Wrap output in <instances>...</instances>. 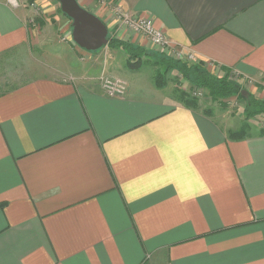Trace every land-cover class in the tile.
Returning a JSON list of instances; mask_svg holds the SVG:
<instances>
[{"label":"crops","instance_id":"obj_1","mask_svg":"<svg viewBox=\"0 0 264 264\" xmlns=\"http://www.w3.org/2000/svg\"><path fill=\"white\" fill-rule=\"evenodd\" d=\"M18 1L0 0V264H264V132L235 138L242 112L117 72L121 48L86 53L106 56L93 81L21 76L35 33ZM103 1L82 7L150 51ZM106 1L264 101V0ZM101 75L124 94L108 97Z\"/></svg>","mask_w":264,"mask_h":264},{"label":"rangeland","instance_id":"obj_2","mask_svg":"<svg viewBox=\"0 0 264 264\" xmlns=\"http://www.w3.org/2000/svg\"><path fill=\"white\" fill-rule=\"evenodd\" d=\"M77 1L81 6L89 5V0ZM104 1L105 3H112L106 0ZM22 3L23 6H27L28 9H31L33 11L31 28L34 29L35 36L32 37L33 43L31 44L29 58L21 60L16 64V68L20 70V72L18 71V73H20V75L22 76L25 71L30 73V77H37L38 75L41 77L45 76L48 79L57 80L59 82H62V80H67V82L70 80H73L74 82H83L85 80L91 81L92 78H95L98 71V66H101V64L103 63L102 61L106 56H104L103 54V56L101 57H88L87 55L93 54V52L86 54L87 52L81 49H74V47L70 44L71 21L68 20L63 14H61L58 2H56L55 0H22ZM68 24L69 27H66V25ZM128 31L134 34L133 31ZM109 35L110 36L108 37V43L110 39L122 42L121 40H118L117 38L111 36V34ZM54 40H56V43H53ZM145 41L148 42L147 39H145ZM108 46L109 47L107 49L111 50V46L109 44ZM101 50L102 49H100L99 51ZM108 50H105L104 53H106ZM129 52L130 51H125L124 56L119 55L115 58L117 62H120L119 64H116V66H114L116 67L114 69H116L117 72L128 70L132 71L133 73L135 72L140 74L141 78L143 77L144 79L149 80L151 79V73V77H153L152 75H154L155 77L154 84L156 86L165 87L167 85H170L172 90L176 89L177 86H184L189 90V95H192L195 90L201 91L203 93V98H201L202 103H209L210 106H213L215 108L217 107L220 112L226 114L227 117H230L231 120L235 119L236 122H239L240 119L239 117L235 116L242 112L243 121L241 120L240 123L247 124L248 127L250 125L252 129H257V131L264 132V113L257 114L245 120V98L251 96V94L249 92V89L246 87L247 84L245 82H240V80L235 76L229 75L228 73L227 80L238 85L240 91L239 94L227 99L214 101L211 99L208 92H206L204 89H200L196 85L189 83L186 80L184 82L180 81L179 79L181 78V76L177 74V71L169 72L167 75H165V77H160L161 79L158 81L156 79V75L162 71V67L157 65L156 59H158L159 56L171 59L161 49L151 45L150 51H146V54H141L139 56L137 55V58L135 56V53L130 54ZM136 52L139 51L137 50ZM54 55H57L58 58L54 59ZM134 62H136L135 65H133ZM197 63L198 62L191 63L189 65H196ZM186 82H188L189 84Z\"/></svg>","mask_w":264,"mask_h":264},{"label":"trees","instance_id":"obj_3","mask_svg":"<svg viewBox=\"0 0 264 264\" xmlns=\"http://www.w3.org/2000/svg\"><path fill=\"white\" fill-rule=\"evenodd\" d=\"M108 44L113 49L121 48L124 51H130V54L135 53L136 58L141 54H146V50H141L138 47L133 48L130 44L119 42L117 40L110 39ZM137 50L139 52H136ZM156 60L157 65L162 67V71L156 75V79L158 81L161 79L160 77H165V75H167L169 72L177 71L179 76H181L184 81L186 80L189 83L196 85L200 89H204L206 92H208L209 96L214 101L227 99L229 97L238 95L240 92L238 85L227 80V75H224L222 77H216L210 74L206 70L205 65L201 62H198L196 65H189L185 62L175 61L161 56H159V58ZM135 64L136 62L133 63V65ZM182 96L184 97L186 105L192 107L197 106V100L189 99L183 93ZM245 100V120L257 114L264 113V101L254 99L252 95L245 98ZM244 125L246 126L245 128H242L238 133L233 134L236 136L235 138L241 139L244 137V135L247 134L246 129L248 126L247 124Z\"/></svg>","mask_w":264,"mask_h":264},{"label":"built area","instance_id":"obj_4","mask_svg":"<svg viewBox=\"0 0 264 264\" xmlns=\"http://www.w3.org/2000/svg\"><path fill=\"white\" fill-rule=\"evenodd\" d=\"M7 2L13 7H17L19 5L18 0H7ZM106 4L107 5L105 6L109 8L111 14L121 25L133 31L134 34H138V36L147 39L151 45L161 49L171 59L190 64L197 62L194 55H184L182 51L174 47L165 35L154 26V23L149 18L143 16H133L123 11L119 6L114 5L113 3ZM99 82L108 97H118L123 95L125 92V82L119 78L101 75ZM191 97L193 99H201L203 98V93L195 90Z\"/></svg>","mask_w":264,"mask_h":264},{"label":"water","instance_id":"obj_5","mask_svg":"<svg viewBox=\"0 0 264 264\" xmlns=\"http://www.w3.org/2000/svg\"><path fill=\"white\" fill-rule=\"evenodd\" d=\"M61 13L71 21L73 43L81 50L94 53L108 44L106 25L84 9L77 0H55Z\"/></svg>","mask_w":264,"mask_h":264}]
</instances>
